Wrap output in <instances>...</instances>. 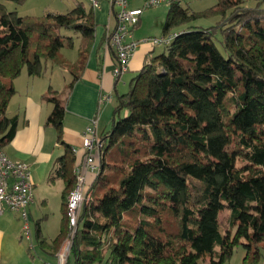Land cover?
<instances>
[{
  "label": "trees",
  "instance_id": "trees-1",
  "mask_svg": "<svg viewBox=\"0 0 264 264\" xmlns=\"http://www.w3.org/2000/svg\"><path fill=\"white\" fill-rule=\"evenodd\" d=\"M25 1L0 0L2 147L17 128L7 116L13 80L23 70L41 76L50 64L69 73L71 88L95 37L90 3L88 10L77 3L40 17L20 16L5 4ZM244 3L219 0L201 13L169 3L163 35L178 33L115 97L111 126L99 137L101 170L88 185L66 264L71 256L74 264H202L205 258L227 264L237 245L245 249L244 264H264V0L254 8ZM212 15L221 16L214 27L183 28ZM77 41L72 63L62 50ZM47 93L53 110L46 125L64 147L50 176L64 183L61 226L50 244L56 255L68 237L66 199L76 158L62 139L64 105L55 91ZM223 209L232 236L220 231Z\"/></svg>",
  "mask_w": 264,
  "mask_h": 264
},
{
  "label": "crops",
  "instance_id": "crops-1",
  "mask_svg": "<svg viewBox=\"0 0 264 264\" xmlns=\"http://www.w3.org/2000/svg\"><path fill=\"white\" fill-rule=\"evenodd\" d=\"M46 1L37 3L38 5L36 3L25 5L26 7H23L25 15L41 10L45 14L63 13L77 3H83L82 0ZM144 1L129 0V7L140 8ZM86 2L87 5L84 3L83 5L88 10L89 1ZM116 11L117 7L112 5L111 0H100L98 8L94 9L96 30L93 44L85 68L71 88H67L71 76L67 81L68 78L62 75L60 82L53 84V77L58 76L61 72L59 70L62 69L50 64L46 65L41 76H29L23 70L13 80L15 93L7 105V116L17 119V128L13 138L3 145V151L10 160L27 164L31 172L33 201L28 207L31 239L29 241L24 238L23 221L19 215L5 209L0 216V264H49L55 261L50 244L58 235L61 226L63 216L61 194L64 183L61 179L51 181L50 176L57 158L64 153V147L57 140L56 130L46 125V120L53 110V104L44 99L49 89L56 92L57 98L64 105L62 139L77 150L74 171L80 173L84 159L83 133L91 118L98 114L97 132L100 137V131L112 123L113 111L111 113L112 106L109 102L112 98L115 102L116 95L126 93L130 82L142 66L147 64L151 57L158 55L154 54V47L143 44L134 53L128 71L119 78L113 77L112 70L116 64V57L106 43V34L115 29ZM167 12L168 9L163 7L143 12L133 32L134 38L143 40L163 35ZM78 42L73 49L62 50L71 53L69 57L68 53L64 55L69 62L73 63L77 59ZM128 72L135 74L126 77ZM101 96L108 97V100L99 103ZM115 105L116 102L114 107ZM85 176L88 187L95 176L90 171ZM88 195L90 196V191ZM51 202L55 204L57 211L52 209Z\"/></svg>",
  "mask_w": 264,
  "mask_h": 264
},
{
  "label": "built area",
  "instance_id": "built-area-1",
  "mask_svg": "<svg viewBox=\"0 0 264 264\" xmlns=\"http://www.w3.org/2000/svg\"><path fill=\"white\" fill-rule=\"evenodd\" d=\"M93 9L98 8L100 0H88ZM173 0H145L140 8H130L129 0H111L112 5L117 7L115 12V29L106 34V43L113 50L116 64L112 75L119 78L126 73L134 53L143 44L150 42L152 47L169 46L176 37V33L162 35L160 38L152 37L137 40L133 32L139 24L140 16L146 10L170 3ZM108 100L101 96L99 103ZM98 114L91 118L89 125L83 133L82 150L85 153L82 171H75L76 180L73 189L66 199V218L68 221V237L55 255V261L49 264H66L72 245V240L77 230L79 216L83 205L89 200V188L85 174L90 171L96 177L100 173V164L96 159V153L101 147L98 132ZM74 155L77 153L73 149ZM33 183L29 166L23 162L10 160L3 151L0 143V216L5 209L15 212L23 221V236L26 240L31 239L28 207L33 201Z\"/></svg>",
  "mask_w": 264,
  "mask_h": 264
},
{
  "label": "rangeland",
  "instance_id": "rangeland-1",
  "mask_svg": "<svg viewBox=\"0 0 264 264\" xmlns=\"http://www.w3.org/2000/svg\"><path fill=\"white\" fill-rule=\"evenodd\" d=\"M176 1L178 2V4L181 7L188 8L189 11H191V12L201 13V12H204L205 10L211 9L214 6H216V4L218 3L219 0H176ZM257 1L258 0H245L244 7H246V8H254L256 6ZM44 2L46 3L47 1L46 0H26L24 2V4H22L19 7L15 6L11 2H6L5 4H6L7 9L9 11H16L18 13V15H20V16L40 17V16H43L45 14V13H43L42 10L41 11L34 12V13H29V15H25L23 7L29 6L32 3H36V5H38L37 3H44ZM82 2L85 5H87L86 0L85 1L82 0ZM159 7L160 8L163 7L165 9H169L170 5L168 3H163V4L159 5V6H156L154 8L149 9V10H146V11H154L156 8H159ZM20 9H22V10H20ZM67 11H65L63 13H66ZM146 11H144V13ZM220 18H221L220 15H212V16H207V17H199V18L193 20L192 22L184 25L183 28L184 29H187V28H190V27H199V28L214 27L217 24V22L220 20ZM175 31H178V30L177 29H174L173 32H171V33H174ZM63 34L65 36H69L71 33H69V32L64 33L63 32ZM161 36L162 35L160 34L156 38H160ZM145 44L151 45L150 42L145 43ZM217 47L221 51V53L225 56V53H224L223 49L219 45H217ZM164 50H165V47L164 46H156V47H154V54L162 53V52H164ZM67 53H68L67 51L62 52L63 55H66ZM70 55H71V53H68L67 54L68 57ZM59 71H61V72H59L60 74L58 76L55 75L53 77V81H52L53 84L54 83H59L60 80H61L62 75H64V77L68 78V79H66L67 81L70 80V75L68 74L67 71H65V70H59ZM134 74L135 73L128 72L126 74V77L127 76H133ZM58 77H59V79H58ZM109 103L112 106L111 107V113H112L113 107H114V103H115L114 102V98H112V101L109 102ZM110 126H111V123H110V125H109L108 128L103 129V131H100V134H102L103 132H106V130H108L110 128ZM100 130H102V125L100 126ZM51 207H52L53 210H56L57 211V209L55 207V204L53 202H51ZM218 221H219L220 231H221V233L223 235H230V236H232L234 234L235 228L234 227H231V225H230V212H229V210H227V209L221 210L219 212V215H218ZM262 254L264 256V249L262 250ZM244 256H245V249H244V247L242 245H237L235 247L234 251H233V255H232L230 261L227 264H244L243 263ZM208 260H209L208 258H205L203 260L202 264H207L208 263ZM261 263H263V260H261ZM69 264H74V258L72 256L69 259ZM95 264H104V262H102V263H95Z\"/></svg>",
  "mask_w": 264,
  "mask_h": 264
},
{
  "label": "clouds",
  "instance_id": "clouds-1",
  "mask_svg": "<svg viewBox=\"0 0 264 264\" xmlns=\"http://www.w3.org/2000/svg\"><path fill=\"white\" fill-rule=\"evenodd\" d=\"M177 34V33H176Z\"/></svg>",
  "mask_w": 264,
  "mask_h": 264
}]
</instances>
